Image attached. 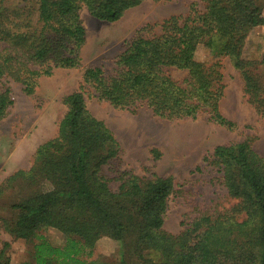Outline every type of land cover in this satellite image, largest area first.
<instances>
[{
  "label": "trees",
  "instance_id": "16d2710c",
  "mask_svg": "<svg viewBox=\"0 0 264 264\" xmlns=\"http://www.w3.org/2000/svg\"><path fill=\"white\" fill-rule=\"evenodd\" d=\"M143 1L0 0V120L15 105L12 82L33 94L55 69L82 65V8L112 22ZM203 2L202 9L193 4L187 15L165 18L157 33L141 31L111 72L85 66L79 87L64 97L67 111L57 135L40 144L31 169L0 186V195L20 179L35 186L1 221L14 240L30 244L28 259L18 264H264V155L251 139L218 144L205 156L197 170L215 167L219 175L212 180L225 191L210 204H195L183 230L174 233L165 228L170 200L191 191L173 176L122 169L119 140L87 103L94 97L133 114L148 108L170 120L207 113L235 129L238 123L221 109L226 84L220 60L229 57L247 102L264 117V55H245L250 32L264 25V0ZM202 46L214 60L198 57ZM175 70L186 76L177 78ZM51 228L64 235L60 243L48 237ZM103 238L121 243L116 261L93 257ZM0 242V264H14L12 241Z\"/></svg>",
  "mask_w": 264,
  "mask_h": 264
},
{
  "label": "rangeland",
  "instance_id": "374dc122",
  "mask_svg": "<svg viewBox=\"0 0 264 264\" xmlns=\"http://www.w3.org/2000/svg\"><path fill=\"white\" fill-rule=\"evenodd\" d=\"M18 1L10 0L12 3ZM193 4L200 9L204 7L203 0H144L128 9L121 19L112 22L98 19L86 7L82 8L81 17L87 29V39L81 50L82 65L55 69L52 75L40 79L33 94H27L20 83L12 82L15 105L9 115L0 120V186L17 171L31 169L40 144L57 135L59 122L67 111L64 97L79 87L85 66L103 65L111 72L115 58L131 39L141 31L159 32L160 23L165 18L187 15ZM245 55L258 59L263 57L264 25L250 32ZM198 57L215 59L204 46L200 48ZM220 61L226 84L221 109L238 123L235 129L212 121L207 113L197 118L170 120L155 115L148 108L133 114L117 109L107 101L94 97L87 99L92 113L103 119L119 140L122 151L118 164L122 169H131L148 177L154 174L173 176L178 184H184L186 191H191L173 195L170 200L165 228L174 233L183 230L185 214L192 212L195 204H210L225 191L222 185L212 180L219 175L215 167L197 170L198 166L206 165L205 156L216 145L248 138L254 148L264 155V117L247 102L243 81L231 59L221 57ZM174 75L182 79L186 72L175 70ZM26 182L24 178L13 187H3L0 195V239L12 241L8 253L14 264L28 259L30 244L22 238L14 240L3 229L1 221L3 217L13 216L10 205L21 200L19 196L34 191L35 186ZM45 184L50 188V182L45 181ZM225 203L228 204L227 201ZM47 235L57 243L64 238L60 231L53 228L48 230ZM120 252V242L103 238L97 243L93 257L105 256L116 261Z\"/></svg>",
  "mask_w": 264,
  "mask_h": 264
}]
</instances>
